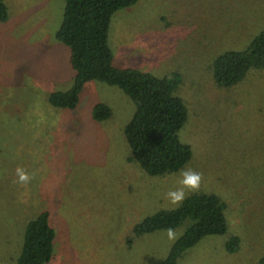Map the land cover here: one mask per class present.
Instances as JSON below:
<instances>
[{"label": "rangeland", "instance_id": "1", "mask_svg": "<svg viewBox=\"0 0 264 264\" xmlns=\"http://www.w3.org/2000/svg\"><path fill=\"white\" fill-rule=\"evenodd\" d=\"M0 23V264H14L28 222L47 211L56 232L49 264H162L191 226L137 236L169 204L180 172L202 174L200 191L225 205L228 231L207 236L177 264H264V69L230 88L212 75L214 56L242 51L264 29V0H140L117 12L114 65L158 78L178 75L188 120L179 136L192 150L176 173L153 177L134 161L125 128L135 106L119 88L88 83L74 111L49 104L75 72L57 38L64 0H2ZM98 104L112 117L93 120ZM35 178L21 186L17 168ZM195 193L189 194L187 198ZM238 237L229 253L226 244Z\"/></svg>", "mask_w": 264, "mask_h": 264}, {"label": "trees", "instance_id": "2", "mask_svg": "<svg viewBox=\"0 0 264 264\" xmlns=\"http://www.w3.org/2000/svg\"><path fill=\"white\" fill-rule=\"evenodd\" d=\"M63 21L56 38L70 51L75 72L74 85L67 92L52 93L49 104L74 111L80 94L90 82L119 88L135 106V113L125 128V137L133 159L150 176L176 173L192 158L191 147L179 133L188 120V111L177 95L178 75L158 78L135 69L114 65L109 43L113 16L136 5L140 0H64ZM9 19L8 6L0 0V23ZM212 75L221 88L242 82L253 69H264V29L242 51L228 50L214 56ZM94 121L112 117L104 104L93 109ZM225 205L216 194L195 193L176 209L160 211L135 228L137 236L159 230L175 229L187 220L191 226L172 246L162 264H177L184 252L207 236L228 231ZM47 211L28 222L24 242L14 264H49L54 256L56 232ZM240 240L232 237L226 244L229 253L239 249Z\"/></svg>", "mask_w": 264, "mask_h": 264}, {"label": "clouds", "instance_id": "3", "mask_svg": "<svg viewBox=\"0 0 264 264\" xmlns=\"http://www.w3.org/2000/svg\"><path fill=\"white\" fill-rule=\"evenodd\" d=\"M16 175L18 177L17 182L21 186H27L34 178L35 173L29 174L23 168L16 169ZM181 179L179 180L180 187L169 190L166 193V199L172 206L178 207L183 203L189 194L197 193L200 191L202 183V174L191 169H184L180 172ZM169 239H177V235L173 229H169L167 233Z\"/></svg>", "mask_w": 264, "mask_h": 264}]
</instances>
